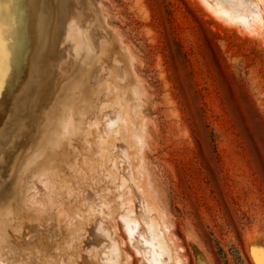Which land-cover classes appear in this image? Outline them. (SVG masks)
<instances>
[{
    "label": "rangeland",
    "instance_id": "obj_1",
    "mask_svg": "<svg viewBox=\"0 0 264 264\" xmlns=\"http://www.w3.org/2000/svg\"><path fill=\"white\" fill-rule=\"evenodd\" d=\"M36 2L0 0V264H147L150 215L180 264H264V28L200 0Z\"/></svg>",
    "mask_w": 264,
    "mask_h": 264
},
{
    "label": "bare ground",
    "instance_id": "obj_2",
    "mask_svg": "<svg viewBox=\"0 0 264 264\" xmlns=\"http://www.w3.org/2000/svg\"><path fill=\"white\" fill-rule=\"evenodd\" d=\"M200 1L204 3V5L208 8L209 12L214 17H216L220 21L226 22L227 24H229V26L232 25V27L233 26L236 27V30H238L237 28L241 29V32L243 30L244 34H245V32L246 33L248 32V34H251L252 32L260 33L258 31L260 29L264 28V0H200ZM36 3L39 4L40 0H37ZM34 11H36V13H38V17L34 22H39L41 20V15L39 12L40 10L36 8V9H34ZM71 15L74 18L80 20L83 25H84V23H88V21H90L88 13L83 14L82 11H78L74 8H72V10H71ZM263 30H262V32L264 33ZM11 32H12L11 38H13V36L15 34V29H13V31H11ZM263 33H260L259 35H261ZM13 40H11L10 42H12ZM43 47H44V44H42L41 49H43ZM91 54L92 53L90 50H80V51H78V53H76V55L74 57L71 55L65 56L66 65L63 68V74L61 76L60 82L64 84V82H62V81H64L67 78L69 80H70V78L75 79L74 81L71 82L72 88L71 89L69 88L70 89L69 92H71V90H74V84H75L76 80H77L76 82L82 81V83H83V79L88 77L87 73L89 71H86V70L89 67L88 60L92 58ZM9 59H10V57L6 58V65H8ZM72 65L75 66L74 67L75 69H77V68L79 69V70L77 69L78 71H80L79 74L77 73V70L71 69ZM76 76L78 77V79ZM60 82H59V84H57V82H56L55 85L58 86V89H57L58 91H56V94H58L61 97L64 89L66 87H69V86H67L66 80H65L66 84H64V85H66V87H63ZM87 83H88V80H87ZM68 84H70V82ZM87 85H89V84H87ZM80 86H83V85L80 84ZM80 86L78 87V91H79L78 99L74 100L70 94L69 95L66 94L65 97L63 96V100L61 102H60V100H58L59 104H57V105L55 104L53 106L54 112L58 113L59 119H57L58 121L53 120V122L47 121V123H48L47 128H49L50 125L52 126V124L55 123L54 126H55L56 131H55V133L52 132L53 133L52 134V133H50V131L47 132L48 129L46 128V130L42 134L43 135L42 137H44V138L47 134H51V136L47 137V138H49V140H51L49 142V144L51 142H52V144L53 143L57 144V142L59 140L58 135L60 136V138L62 135V134L60 135L59 131L60 130L64 131L63 127H66L65 121L67 120V115H72V113L75 114L74 112H76V111H74V108H75L74 106L76 105V103L78 104V101H80L81 99L82 100L84 99V97H85L84 91H86V90L85 89L83 90V88ZM76 87H77V85H76ZM76 87H75V89H76ZM75 97H77V96H75ZM57 99H59V98H57ZM61 104H63V106H64L63 109L60 108ZM73 104H75V105H73ZM82 105L84 106V104H82ZM82 111H84V110H82ZM119 121H120V119H119ZM54 126L52 128H54ZM57 129L59 131H57ZM44 138L40 139V140H42V141H40L41 143L43 142ZM39 145H40V143H39ZM144 223H145V231L146 232L144 233L143 236H147V238H145V240H144V237L141 236L140 237L141 241H142L144 247L146 246L147 241L151 242L150 245L153 248L151 250L152 251V253H151L152 258L147 260V264H180L178 261L179 258L175 257V254H173V252H172L173 250H171V246L169 244H167V241L165 239H163V236L161 234H158L159 228H161L164 223L163 224L160 223L159 220L156 217H154L153 215L152 216L150 215V217L148 219L146 218V220H144ZM164 226H165V224H164ZM153 227H155V228H153ZM163 229L165 230V228H163Z\"/></svg>",
    "mask_w": 264,
    "mask_h": 264
},
{
    "label": "snow or ice",
    "instance_id": "obj_3",
    "mask_svg": "<svg viewBox=\"0 0 264 264\" xmlns=\"http://www.w3.org/2000/svg\"><path fill=\"white\" fill-rule=\"evenodd\" d=\"M0 55H6V53H0Z\"/></svg>",
    "mask_w": 264,
    "mask_h": 264
}]
</instances>
